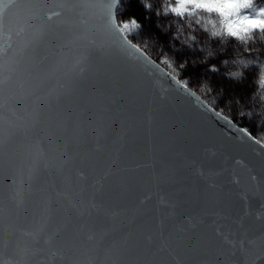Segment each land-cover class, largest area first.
I'll return each instance as SVG.
<instances>
[{
	"label": "water",
	"instance_id": "water-1",
	"mask_svg": "<svg viewBox=\"0 0 264 264\" xmlns=\"http://www.w3.org/2000/svg\"><path fill=\"white\" fill-rule=\"evenodd\" d=\"M52 10H19L0 34L15 133L0 150V258L251 264L264 240V143L125 48L98 8L49 20Z\"/></svg>",
	"mask_w": 264,
	"mask_h": 264
},
{
	"label": "trees",
	"instance_id": "trees-1",
	"mask_svg": "<svg viewBox=\"0 0 264 264\" xmlns=\"http://www.w3.org/2000/svg\"><path fill=\"white\" fill-rule=\"evenodd\" d=\"M173 1L127 0V16L140 25L136 35L128 38L212 107L264 142V101L256 95L264 89L254 82L264 63V40L260 39L264 33L254 30L252 39L240 41L227 34L223 21L199 15L197 9L182 15L172 12L177 7ZM122 10L120 0L118 23ZM217 31L220 35H213ZM238 60L255 61L239 82L225 75L241 66L234 63ZM242 111L250 115H241Z\"/></svg>",
	"mask_w": 264,
	"mask_h": 264
},
{
	"label": "snow or ice",
	"instance_id": "snow-or-ice-1",
	"mask_svg": "<svg viewBox=\"0 0 264 264\" xmlns=\"http://www.w3.org/2000/svg\"><path fill=\"white\" fill-rule=\"evenodd\" d=\"M82 2V6L89 8H98L101 12L102 18L105 22V27L110 32L118 35L121 38L122 44L125 48L135 49L136 52L144 55L138 45L132 43L127 38V33L137 27L135 21L130 23L119 24L115 15L114 9L119 3V0H0V34L5 31L8 20L18 14L19 10H28L29 12H35L39 3H47L52 5L51 15L52 17H61L62 13H69L74 11L78 3ZM191 5L193 9H203L208 13H216L223 18V24L227 31V34L233 37H238L241 31L248 32L250 30L259 28L264 31V7L259 8L255 14L241 15L243 10L251 9L253 7V0H178V6L171 9L172 12L177 14H183L188 11V6ZM60 9L56 11L55 9ZM213 35H220V32H214ZM6 49L0 48V150L3 149L5 141L10 143L15 135L14 132L9 131L8 119L5 115L7 108V90L11 83L10 77L3 74V57ZM147 59V57H145ZM151 62V61H150ZM175 79V78H174ZM179 83V81H177ZM52 118H55L52 117ZM27 131H24L23 135H27ZM252 139V137H249ZM260 143L259 141H255ZM264 147V145H262ZM89 240H93L94 237H88ZM151 243V237L149 238ZM194 247L197 246V241H192ZM164 241L160 250L163 251ZM248 253L251 258V264H255L257 257L264 261V240L258 246V250L253 248L248 249ZM0 264H5L2 258H0Z\"/></svg>",
	"mask_w": 264,
	"mask_h": 264
},
{
	"label": "clouds",
	"instance_id": "clouds-1",
	"mask_svg": "<svg viewBox=\"0 0 264 264\" xmlns=\"http://www.w3.org/2000/svg\"><path fill=\"white\" fill-rule=\"evenodd\" d=\"M132 21H135V18H133ZM135 22L137 24V27H140L139 22H137V21H135ZM257 29H259V28L250 30L248 32L241 31L240 36H238L236 38H238V40H240V41L250 40V39H252L253 31L257 30ZM260 32L264 33V31H261V30H260ZM260 39L264 40V36H261ZM225 63H227V61H225ZM234 63H237L238 65H241V66H238V67L234 68L233 70H231L230 72L225 73V75L228 78L234 79L237 82H239V81H242V79L245 76V69H248L253 64H255V61L245 62L243 60H238V61H234ZM213 70H215V66H213ZM254 82L256 83V85L258 86L259 89H264V63L259 65V72H258L257 78L255 79ZM209 87H210V85H209ZM256 95H259L260 100L264 101V93L257 92ZM236 99H237L238 103H241L238 97ZM241 115H250V114L246 111H242Z\"/></svg>",
	"mask_w": 264,
	"mask_h": 264
},
{
	"label": "rangeland",
	"instance_id": "rangeland-1",
	"mask_svg": "<svg viewBox=\"0 0 264 264\" xmlns=\"http://www.w3.org/2000/svg\"><path fill=\"white\" fill-rule=\"evenodd\" d=\"M122 4H123V10L122 13L123 15L119 18V24H124V23H130L132 21V19H130L127 16V12H126V3L127 0H121ZM174 4H176L178 6V0H174L173 1ZM171 5V7L173 6V4H169V6ZM264 7V0H253V7L251 9H247V10H243L241 15H245V14H255L259 8ZM196 9H193L191 5L188 6V11L184 12V13H189V12H193ZM197 11L199 12L198 14H205L209 19H212L213 21H216L217 19H219L220 21H223V18L220 17L218 14L216 13H208L203 9H197ZM138 27L132 29L131 31H129L127 33L128 36L130 37H134L136 35V33L138 32ZM264 143V142H263Z\"/></svg>",
	"mask_w": 264,
	"mask_h": 264
}]
</instances>
